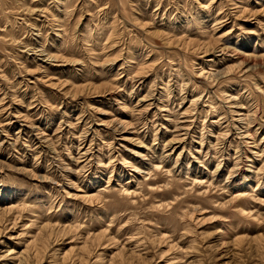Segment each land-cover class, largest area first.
<instances>
[{
  "label": "rangeland",
  "instance_id": "1",
  "mask_svg": "<svg viewBox=\"0 0 264 264\" xmlns=\"http://www.w3.org/2000/svg\"><path fill=\"white\" fill-rule=\"evenodd\" d=\"M0 264H264V0H0Z\"/></svg>",
  "mask_w": 264,
  "mask_h": 264
}]
</instances>
